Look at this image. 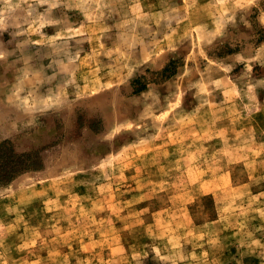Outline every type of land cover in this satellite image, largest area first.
Returning <instances> with one entry per match:
<instances>
[{
	"label": "rangeland",
	"instance_id": "1",
	"mask_svg": "<svg viewBox=\"0 0 264 264\" xmlns=\"http://www.w3.org/2000/svg\"><path fill=\"white\" fill-rule=\"evenodd\" d=\"M28 164L0 264H264V0H0V174Z\"/></svg>",
	"mask_w": 264,
	"mask_h": 264
},
{
	"label": "trees",
	"instance_id": "2",
	"mask_svg": "<svg viewBox=\"0 0 264 264\" xmlns=\"http://www.w3.org/2000/svg\"><path fill=\"white\" fill-rule=\"evenodd\" d=\"M16 163L20 165L21 162L17 160ZM19 165L14 170L6 172L8 176H6V174H0V183H8L13 178V176L17 174L19 171H22L25 169H35L36 167V164H28L24 166H19Z\"/></svg>",
	"mask_w": 264,
	"mask_h": 264
}]
</instances>
